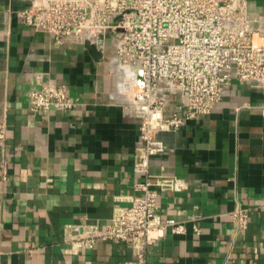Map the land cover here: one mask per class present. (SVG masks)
Here are the masks:
<instances>
[{"label": "crops", "instance_id": "obj_1", "mask_svg": "<svg viewBox=\"0 0 264 264\" xmlns=\"http://www.w3.org/2000/svg\"><path fill=\"white\" fill-rule=\"evenodd\" d=\"M31 1L0 0V264H137L125 243L86 245L68 235L74 225L103 227L140 194L134 71L120 63L111 38L56 44L25 25L17 13ZM239 1L251 27L264 28V0ZM45 86H65L77 105L31 112L29 93ZM158 88L169 113L180 94ZM262 111L264 86L233 80L209 115L159 135L165 150L151 158L150 175L187 187L163 193L157 213L184 232L166 228L146 249V264H264ZM236 205L248 210L244 231L229 215Z\"/></svg>", "mask_w": 264, "mask_h": 264}, {"label": "built area", "instance_id": "obj_2", "mask_svg": "<svg viewBox=\"0 0 264 264\" xmlns=\"http://www.w3.org/2000/svg\"><path fill=\"white\" fill-rule=\"evenodd\" d=\"M17 15L56 44L81 40L85 34L111 38L120 63L132 67L134 111L140 122L133 171L143 177L135 186L140 194L128 206L114 209L103 227L74 225L68 235L73 243L86 245L98 240L125 243L136 263L146 264V249L166 228L184 232L182 224L162 221L157 213L163 193L187 187L173 176L150 175L151 158L165 150L159 135L209 115L233 80L264 86V28L251 27L239 0H32ZM164 83L180 94L169 113L158 94ZM28 101L33 113L77 105L65 86L31 91ZM229 215L238 230L247 229V209L236 205ZM194 232L199 233L195 226Z\"/></svg>", "mask_w": 264, "mask_h": 264}, {"label": "water", "instance_id": "obj_3", "mask_svg": "<svg viewBox=\"0 0 264 264\" xmlns=\"http://www.w3.org/2000/svg\"><path fill=\"white\" fill-rule=\"evenodd\" d=\"M84 47L86 48V50L88 51V53L95 59L96 57H100L101 53L98 50L97 46H95L94 44L89 43L88 41H86L84 43Z\"/></svg>", "mask_w": 264, "mask_h": 264}, {"label": "bare ground", "instance_id": "obj_4", "mask_svg": "<svg viewBox=\"0 0 264 264\" xmlns=\"http://www.w3.org/2000/svg\"><path fill=\"white\" fill-rule=\"evenodd\" d=\"M127 69V68H126ZM128 73H130V72H128Z\"/></svg>", "mask_w": 264, "mask_h": 264}]
</instances>
